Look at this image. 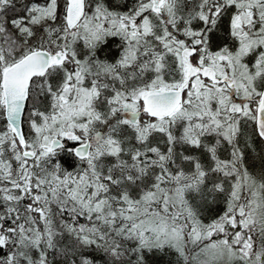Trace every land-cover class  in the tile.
I'll return each mask as SVG.
<instances>
[{"label": "snow or ice", "instance_id": "6c2138e0", "mask_svg": "<svg viewBox=\"0 0 264 264\" xmlns=\"http://www.w3.org/2000/svg\"><path fill=\"white\" fill-rule=\"evenodd\" d=\"M0 264H264V0H0Z\"/></svg>", "mask_w": 264, "mask_h": 264}]
</instances>
